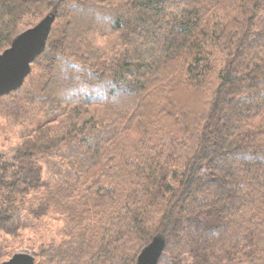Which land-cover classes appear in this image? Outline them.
<instances>
[{
  "label": "trees",
  "instance_id": "trees-1",
  "mask_svg": "<svg viewBox=\"0 0 264 264\" xmlns=\"http://www.w3.org/2000/svg\"><path fill=\"white\" fill-rule=\"evenodd\" d=\"M51 12L0 258L264 264V0H0V53Z\"/></svg>",
  "mask_w": 264,
  "mask_h": 264
},
{
  "label": "water",
  "instance_id": "water-1",
  "mask_svg": "<svg viewBox=\"0 0 264 264\" xmlns=\"http://www.w3.org/2000/svg\"><path fill=\"white\" fill-rule=\"evenodd\" d=\"M55 18V12L48 13L35 26L17 34L11 46L0 53V94L21 85L31 63L44 50ZM164 245L163 238L154 237L141 251L136 264H158ZM0 264H35V256L18 252Z\"/></svg>",
  "mask_w": 264,
  "mask_h": 264
},
{
  "label": "rangeland",
  "instance_id": "rangeland-1",
  "mask_svg": "<svg viewBox=\"0 0 264 264\" xmlns=\"http://www.w3.org/2000/svg\"><path fill=\"white\" fill-rule=\"evenodd\" d=\"M37 23H35L32 26H35ZM28 28L21 27L19 33L24 32ZM52 31H53V24L51 26L49 36L45 41L44 50L31 63L30 65L31 70L24 77L21 85L0 94V162L2 160L9 159L12 156L17 145L19 144L21 134H23L28 130H32L33 128L36 127L38 123L41 122L42 116L40 110L37 107H29L25 105L24 99L26 97L27 91L31 90L35 92L45 80V71L43 69L44 65L42 61L39 60V58L47 48L48 40L53 33ZM36 61L37 64L35 63ZM161 238L165 240L164 237ZM18 252L31 253L35 256V260H36V251L34 249H30V248L17 249L12 254V256ZM9 258L8 257L0 258V262L6 261Z\"/></svg>",
  "mask_w": 264,
  "mask_h": 264
}]
</instances>
